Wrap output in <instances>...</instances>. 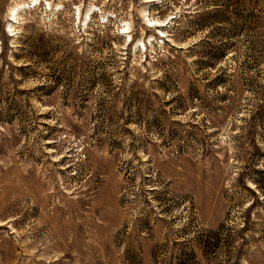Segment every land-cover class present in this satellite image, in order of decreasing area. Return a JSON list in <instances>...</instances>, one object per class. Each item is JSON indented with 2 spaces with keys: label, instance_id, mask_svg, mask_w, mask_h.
<instances>
[{
  "label": "rangeland",
  "instance_id": "rangeland-1",
  "mask_svg": "<svg viewBox=\"0 0 264 264\" xmlns=\"http://www.w3.org/2000/svg\"><path fill=\"white\" fill-rule=\"evenodd\" d=\"M0 32V264H264V0H0Z\"/></svg>",
  "mask_w": 264,
  "mask_h": 264
},
{
  "label": "trees",
  "instance_id": "trees-1",
  "mask_svg": "<svg viewBox=\"0 0 264 264\" xmlns=\"http://www.w3.org/2000/svg\"><path fill=\"white\" fill-rule=\"evenodd\" d=\"M1 33V32H0ZM135 39V37L132 35V40ZM1 45V44H0ZM150 61L148 56H145L144 62Z\"/></svg>",
  "mask_w": 264,
  "mask_h": 264
},
{
  "label": "bare ground",
  "instance_id": "bare-ground-1",
  "mask_svg": "<svg viewBox=\"0 0 264 264\" xmlns=\"http://www.w3.org/2000/svg\"><path fill=\"white\" fill-rule=\"evenodd\" d=\"M15 12H13L11 15H10V21H12V19H14L15 18Z\"/></svg>",
  "mask_w": 264,
  "mask_h": 264
},
{
  "label": "water",
  "instance_id": "water-1",
  "mask_svg": "<svg viewBox=\"0 0 264 264\" xmlns=\"http://www.w3.org/2000/svg\"><path fill=\"white\" fill-rule=\"evenodd\" d=\"M12 36V35H11Z\"/></svg>",
  "mask_w": 264,
  "mask_h": 264
}]
</instances>
